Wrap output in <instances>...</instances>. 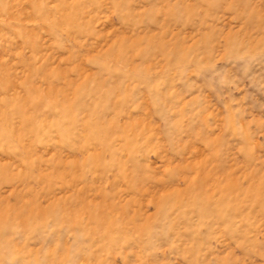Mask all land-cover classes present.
<instances>
[{
	"label": "rangeland",
	"instance_id": "rangeland-1",
	"mask_svg": "<svg viewBox=\"0 0 264 264\" xmlns=\"http://www.w3.org/2000/svg\"><path fill=\"white\" fill-rule=\"evenodd\" d=\"M0 264H264V0H0Z\"/></svg>",
	"mask_w": 264,
	"mask_h": 264
}]
</instances>
